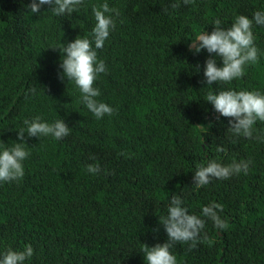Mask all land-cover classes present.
Here are the masks:
<instances>
[{
    "label": "trees",
    "instance_id": "obj_1",
    "mask_svg": "<svg viewBox=\"0 0 264 264\" xmlns=\"http://www.w3.org/2000/svg\"><path fill=\"white\" fill-rule=\"evenodd\" d=\"M101 2L55 16L31 13L29 0H0V140L11 144L35 115L71 129L60 140L26 137L23 178L0 183V251L31 244L26 264H144L143 244L167 239L159 217L176 193L196 214L210 201L222 204L224 221L218 228L206 219L195 247L177 242L178 264H264V121L254 125L256 139L234 137L229 118L215 119L203 100L208 88L264 92V55L242 78L205 85L208 53L188 49L215 18L229 26L264 0H179L176 8V0H108L119 15L97 50L107 71L94 84L114 111L97 119L74 83L58 79L60 53L51 46L90 37L91 5ZM253 32L264 50V26ZM208 159L251 163L196 188L195 165ZM92 162L96 174L86 169Z\"/></svg>",
    "mask_w": 264,
    "mask_h": 264
},
{
    "label": "clouds",
    "instance_id": "obj_2",
    "mask_svg": "<svg viewBox=\"0 0 264 264\" xmlns=\"http://www.w3.org/2000/svg\"><path fill=\"white\" fill-rule=\"evenodd\" d=\"M84 6V0H29L28 9L39 14L41 9L55 16L71 15ZM179 6V0L171 4ZM44 10V11H45ZM94 24L91 36H76L67 42H59L51 46L58 49V79L71 81L77 87L79 100L97 119L105 114L111 115L114 108L109 103L98 99L100 89L94 82L100 73L107 71L105 61L98 57V49L105 46L110 32L115 28V17L118 9L111 7L108 0L91 5ZM210 31H198L194 39L188 40V49L193 53L207 52L203 63V79L205 85L214 82L229 83L240 79L245 74L246 66L256 63L264 50L255 42L254 26H264V7L254 10L251 16L237 14L229 26H224L221 18L212 21ZM219 58L220 63H217ZM192 72H199V65H190ZM203 100L209 102L215 119L228 117V128L234 137L256 139L254 136L257 121H264V92L259 89H234L232 87L213 90L208 88ZM70 127L62 119L44 120L39 115L24 118L23 124L16 131V140L6 144L0 140V183L19 182L24 174V163L29 156L26 137H52L56 140L67 136ZM217 151H223L218 147ZM250 160H231L222 163L219 159L200 161L195 165L192 182L196 188L206 186L215 179H227L234 175L246 173ZM86 169L96 174L100 169L97 162L88 163ZM223 205L210 201L201 206L200 213L189 212L184 197L173 193L168 198L166 214L159 217L167 239L151 246L143 244L144 264H178L177 257L171 251L177 242H188L195 247L200 238L205 221L211 220L216 227H222L224 221L220 215ZM31 244L22 249L7 248L0 251V264H26L33 255Z\"/></svg>",
    "mask_w": 264,
    "mask_h": 264
}]
</instances>
